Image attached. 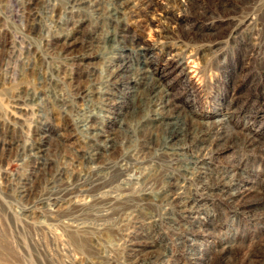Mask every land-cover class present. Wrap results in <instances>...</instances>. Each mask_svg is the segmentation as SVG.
Here are the masks:
<instances>
[{
	"label": "rangeland",
	"instance_id": "1",
	"mask_svg": "<svg viewBox=\"0 0 264 264\" xmlns=\"http://www.w3.org/2000/svg\"><path fill=\"white\" fill-rule=\"evenodd\" d=\"M148 1L116 22L145 48L132 65L165 74L161 98L187 128L222 120L235 145L208 154L212 181L241 173L251 192L231 201L186 181L184 160L162 147L170 118L143 106L93 155L80 123L112 119L88 96L105 69L99 51L82 52L107 31L98 12L111 2L0 0V264H133V239L162 245L163 264H264V0H151L153 11ZM169 180L196 198L188 231L167 218Z\"/></svg>",
	"mask_w": 264,
	"mask_h": 264
},
{
	"label": "bare ground",
	"instance_id": "2",
	"mask_svg": "<svg viewBox=\"0 0 264 264\" xmlns=\"http://www.w3.org/2000/svg\"><path fill=\"white\" fill-rule=\"evenodd\" d=\"M109 1L112 6L107 9L106 13L103 15L98 12V15L107 21V31L101 37L94 36L93 40L85 45L84 48L89 50L88 53L82 52L83 56L92 58L95 52L99 51L95 56L101 59L105 69L98 79H92V91L90 90L88 96L91 100H93V96H96L100 100L101 108L108 114L106 116L112 119L108 124V129H103L96 124L92 125L86 120L80 123L81 130L88 131L91 144L90 152L93 155L99 153V149L96 148L98 143L103 146L105 151L113 149L115 147V139L113 138L115 126L117 125L123 132L127 133L130 130V126L127 124L128 115L133 114L138 107L143 106L147 110L151 108V111L158 115L157 117L167 116L170 118L165 127L166 135L162 147L168 156L184 160L182 169L186 181H191L190 178L192 180L199 179L204 190H207L204 193L208 194V197L225 196L234 201L249 194L252 189L243 184L241 173L231 176L221 175L218 178L220 182L212 181L214 170L207 160L208 154L212 151H223L235 145L234 140L224 136V132L222 133L224 130L222 120L210 122L211 124L202 133H198L196 128H187L180 114H175L171 110L170 106L173 99L162 100L161 98L165 91L160 85H162L161 80L165 74L153 79L149 76V66L134 67L132 65V53L137 50L145 52V48L143 44L126 34L124 26H118L116 22L123 20L126 13L132 8L134 9L137 0ZM144 9L153 11L156 7L149 0ZM80 39L76 36L70 40L67 43V49H74ZM87 75L90 78L93 77L94 70L88 69ZM160 122L164 123L163 120ZM203 141L206 142L205 146L200 144ZM34 156L42 160L44 166L50 161L46 158L42 144L35 147ZM168 183L169 186L165 193L172 212L167 218L172 222H177L178 217L184 219L189 225L186 230L188 231L195 219L198 218L195 210L196 198L189 189L183 190L184 184L180 185L177 181L171 182V180ZM230 189L234 191L226 194V191ZM22 191H24L23 188ZM236 204H239L238 201ZM147 218L148 221L151 220V216H147ZM141 222L134 218V227H140ZM161 247L162 245L159 247L152 243L133 239L128 242V255L137 256L133 264H163L165 253Z\"/></svg>",
	"mask_w": 264,
	"mask_h": 264
}]
</instances>
